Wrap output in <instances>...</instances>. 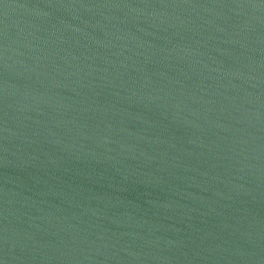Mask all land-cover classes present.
I'll use <instances>...</instances> for the list:
<instances>
[{"label": "water", "instance_id": "obj_1", "mask_svg": "<svg viewBox=\"0 0 264 264\" xmlns=\"http://www.w3.org/2000/svg\"><path fill=\"white\" fill-rule=\"evenodd\" d=\"M0 264H264V0H0Z\"/></svg>", "mask_w": 264, "mask_h": 264}]
</instances>
